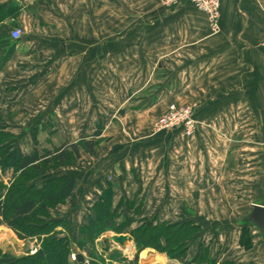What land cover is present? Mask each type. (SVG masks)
Returning a JSON list of instances; mask_svg holds the SVG:
<instances>
[{
	"label": "crops",
	"instance_id": "1",
	"mask_svg": "<svg viewBox=\"0 0 264 264\" xmlns=\"http://www.w3.org/2000/svg\"><path fill=\"white\" fill-rule=\"evenodd\" d=\"M0 5L18 10L0 22V36L14 44L0 69V130L12 134L21 155L34 148L35 127L46 131L59 87L66 86L68 95L84 82L99 92L98 100L84 99L83 116L98 117L104 126L97 154L83 153L81 167L58 169L78 181L72 196L53 211L66 221L70 234L62 231L70 235L73 251L94 203L111 188L113 209L137 221H194L199 227L186 258L147 248L139 257L150 254V264H202L193 262L202 247L215 264H264V238L247 219L254 204L264 205V0H222L215 34L191 0L171 8L162 0H0ZM15 28L23 30L19 40L11 36ZM108 39H115L109 48ZM108 69L118 72L115 92L139 85L125 100L152 103L118 117L119 107L108 116ZM168 102L193 106V135L141 125L138 112L156 110L161 116ZM13 176L14 168L0 164V182ZM0 228L10 229L1 216ZM244 230L250 247L244 245ZM116 235L127 236L130 244L113 240ZM105 239L129 261L137 254L128 231L107 228L97 244Z\"/></svg>",
	"mask_w": 264,
	"mask_h": 264
},
{
	"label": "trees",
	"instance_id": "2",
	"mask_svg": "<svg viewBox=\"0 0 264 264\" xmlns=\"http://www.w3.org/2000/svg\"><path fill=\"white\" fill-rule=\"evenodd\" d=\"M16 10L17 7L7 8L5 5H0V22L11 15H17ZM7 47L10 49L9 52L2 49ZM13 49L14 44L7 35H1L0 69L5 65ZM121 112L124 113V110ZM103 129L104 126L100 122L91 135L78 142L63 141L53 149L40 150V130L35 127L31 131L34 148L26 155L20 154L13 140L11 143L6 144V141L2 143L1 137L9 133L0 130V164L4 168H14L12 180L9 183L0 182V216L4 224L12 229L19 239L27 240L37 234L43 237L35 253L14 258L5 264H80L70 261L73 250L72 239L65 235L59 236L60 230L57 232L60 223L67 224L66 221L53 213L72 196L78 181L71 174L59 173L58 169L76 166L83 153L95 156ZM92 212L87 223L79 228L80 239L77 245L83 247L95 245L107 228L119 233L128 231L137 247L133 264H139V253L147 248L165 253L172 259L186 258L190 241L199 231L194 221L169 223L147 218L137 221L135 217L123 212L119 213L112 206L111 188L105 190L100 199L94 203ZM121 215L127 219L118 224L116 219ZM248 235L247 230H244L246 239L243 242L246 247L251 246V242L247 239ZM111 255L127 259L123 252L117 249L112 250ZM0 256L9 257L1 246ZM193 262L215 264L216 261L211 259L209 249L202 247ZM90 264H104V262L92 259ZM221 264H235V262L227 260Z\"/></svg>",
	"mask_w": 264,
	"mask_h": 264
},
{
	"label": "rangeland",
	"instance_id": "3",
	"mask_svg": "<svg viewBox=\"0 0 264 264\" xmlns=\"http://www.w3.org/2000/svg\"><path fill=\"white\" fill-rule=\"evenodd\" d=\"M115 42V39H108V48L110 46H113ZM64 62H67L65 59ZM92 74V72H91ZM94 74V73H93ZM92 74V75H93ZM118 72H115L114 70H109L107 71V114L108 116L110 114H113L116 112V109L121 107L116 116H122L124 113L121 112V110L128 111L130 107H144L145 105H150L152 102L146 101L145 103H141L136 100H131L127 101L125 100L127 96L132 95L133 93L137 92L138 86L137 83L132 89H126L125 87L122 88V93H118L119 90L115 92L114 88V83L116 82V77L118 79ZM120 77V76H119ZM64 80V79H63ZM63 82H66L64 80ZM91 83H96L97 81L91 77L90 80ZM88 81V84H90ZM125 82V81H124ZM114 90V91H113ZM67 87L62 86L59 87L58 89V102L54 103L52 106V116L50 117V120H47L48 124L46 125V131L40 134V142L42 145V148H48V149H53L54 146H57L61 144L63 141H68V142H78L82 138L89 136L92 134V131H94L95 126L97 124V119L98 117L90 118L88 115L83 118V116L86 114L84 113V99L88 97L89 95H93L94 99L98 100L99 92L98 89L92 90L88 88L87 86L84 85V82L79 83L77 87L74 88V93L70 92V94L67 95ZM93 91V92H92ZM118 93V94H117ZM117 94V97H116ZM101 96V101L104 99L102 97V93L100 94ZM125 100V101H124ZM128 102V103H127ZM139 102V103H138ZM173 103V102H171ZM171 103H166L164 104L169 105ZM99 104H97V108ZM163 105V106H164ZM102 106V103H101ZM162 106V105H161ZM111 108V109H110ZM73 109V113H72ZM122 114V115H121ZM140 116L137 118H141V125L149 126L152 127L155 130L154 123L158 119V117H161L159 115V112L156 110L149 111V112H138ZM137 114V115H138ZM78 115V116H77ZM104 115V114H103ZM159 115V116H158ZM130 119V118H129ZM119 122V121H118ZM132 124H128V126H131ZM134 125V124H133ZM1 142L11 143L12 142V135H4L1 137ZM100 146V144H99ZM99 148V147H98ZM98 152V149H97ZM94 157V156H92ZM82 156L76 166L81 167L86 160ZM75 166V167H76ZM262 201H264V198H262ZM127 218L123 215L119 216L116 219V222L120 224L123 220H126ZM56 220V219H54ZM252 225V224H251ZM67 224L60 223L59 227L60 232H58L59 236L62 234H66L62 231L64 229L65 231L67 230ZM253 226V225H252ZM68 231V230H67ZM70 230L67 232L69 233ZM70 234V233H69ZM67 238L70 239V235H65ZM43 239L42 236H39V234L35 235L34 237L27 239V240H22L19 239L17 234L12 230V229H5V228H0V246L2 247L3 251L5 254H8L9 257L5 256H0V264H5L6 262L12 261L14 258L28 255V254H33L35 252H32L35 249H38L41 245V240ZM80 239V235H78V240ZM110 251H108V249ZM73 253H82L84 254L86 260H88L89 264L92 259L95 260H100V262H104V264H110L111 260H116L120 264H133V259L132 258L130 261L125 258H116L112 257L111 255V246L109 242L105 240H100L98 244L96 243L93 246L86 245V246H78L76 252L72 250L71 255H70V261L72 263L78 262L72 260V254ZM225 253V251H223ZM128 254V253H125ZM144 256V253L142 257H139V264H142V258Z\"/></svg>",
	"mask_w": 264,
	"mask_h": 264
},
{
	"label": "built area",
	"instance_id": "4",
	"mask_svg": "<svg viewBox=\"0 0 264 264\" xmlns=\"http://www.w3.org/2000/svg\"><path fill=\"white\" fill-rule=\"evenodd\" d=\"M168 7L178 6L183 0H162ZM194 6L204 12L209 20L210 30L213 34L220 30L221 2L222 0H191ZM23 34L21 28H15L11 32L14 40H19ZM156 131H169L176 128H182L186 135L191 136L196 129V120L194 118V108L191 105H179L177 103L169 104L167 111L159 117L154 123ZM37 249L33 250L35 252ZM72 260H77V254H72ZM86 263L89 264L88 260Z\"/></svg>",
	"mask_w": 264,
	"mask_h": 264
},
{
	"label": "water",
	"instance_id": "5",
	"mask_svg": "<svg viewBox=\"0 0 264 264\" xmlns=\"http://www.w3.org/2000/svg\"><path fill=\"white\" fill-rule=\"evenodd\" d=\"M26 37H24L25 39ZM253 210L251 213L247 216L248 221H250L252 224H254L261 232L263 238H264V205L254 204L252 206ZM118 242L122 241V239H127V236L120 235ZM130 238V237H129ZM117 239L116 236L113 237V240ZM105 241L108 242L107 239ZM116 241V240H115ZM108 249V248H107ZM110 251V249H108ZM77 261L80 264H87L86 258L84 254L78 253L77 255Z\"/></svg>",
	"mask_w": 264,
	"mask_h": 264
},
{
	"label": "bare ground",
	"instance_id": "6",
	"mask_svg": "<svg viewBox=\"0 0 264 264\" xmlns=\"http://www.w3.org/2000/svg\"><path fill=\"white\" fill-rule=\"evenodd\" d=\"M116 238H117V239H115V240L118 241L120 237H119L118 235H116ZM128 240H129V239H124V240L122 239V241H121L120 243H121L123 246H128V245L130 244V241H128ZM149 257H150V254L145 253L144 256H143V261H146V260H147V261H149L148 264H150V263L152 262L153 259H152V257H151V258H149Z\"/></svg>",
	"mask_w": 264,
	"mask_h": 264
}]
</instances>
